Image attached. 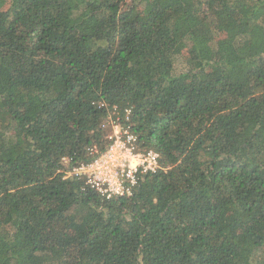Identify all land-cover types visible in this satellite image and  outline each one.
<instances>
[{
    "label": "trees",
    "instance_id": "16d2710c",
    "mask_svg": "<svg viewBox=\"0 0 264 264\" xmlns=\"http://www.w3.org/2000/svg\"><path fill=\"white\" fill-rule=\"evenodd\" d=\"M108 118L159 167L105 199ZM0 264H264V0H0Z\"/></svg>",
    "mask_w": 264,
    "mask_h": 264
},
{
    "label": "built area",
    "instance_id": "2783aa9c",
    "mask_svg": "<svg viewBox=\"0 0 264 264\" xmlns=\"http://www.w3.org/2000/svg\"><path fill=\"white\" fill-rule=\"evenodd\" d=\"M129 110H125L124 120H129ZM105 122L109 144L105 151L87 164L73 167L66 176L84 179L85 184L105 199L128 195L136 184L138 176L155 172L159 167L158 154L151 150H141L137 136L129 125L117 121Z\"/></svg>",
    "mask_w": 264,
    "mask_h": 264
},
{
    "label": "rangeland",
    "instance_id": "374dc122",
    "mask_svg": "<svg viewBox=\"0 0 264 264\" xmlns=\"http://www.w3.org/2000/svg\"><path fill=\"white\" fill-rule=\"evenodd\" d=\"M186 54H187V46L184 47V48L181 50V55H182V56H186Z\"/></svg>",
    "mask_w": 264,
    "mask_h": 264
}]
</instances>
